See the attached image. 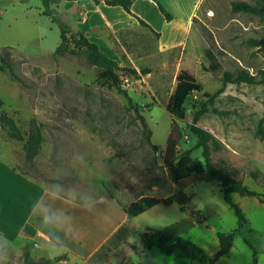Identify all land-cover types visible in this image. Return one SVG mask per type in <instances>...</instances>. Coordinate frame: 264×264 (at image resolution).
<instances>
[{"label":"rangeland","instance_id":"rangeland-1","mask_svg":"<svg viewBox=\"0 0 264 264\" xmlns=\"http://www.w3.org/2000/svg\"><path fill=\"white\" fill-rule=\"evenodd\" d=\"M233 2L262 5L259 0L195 3L201 56L182 68H189L204 92L217 95L208 113L198 121V126L209 131L220 145L212 152L213 165L264 194V82L224 83L227 72L237 76L247 71L257 80L261 78L264 53L255 41L264 36V13L235 12ZM56 8L63 14L69 10ZM43 10L40 0H0V66L6 70L0 69V116L12 118L25 138L34 120L43 137L38 158L28 161L25 142L10 139L0 127L1 166L13 165L18 171L43 179L50 174L54 157L55 163L80 168L88 165L97 176L104 174L111 189L118 186L119 190H129L138 199L144 192L158 199L179 195L185 202L182 208L160 205L132 219L131 224L137 230L145 225L160 230L171 226L165 234L173 241L185 238L195 242L203 250L200 264H208L219 250L217 234L233 232L237 218L225 202L220 184L199 176L198 166L204 167L202 150L196 149L197 139L186 124L179 123L182 139L178 145L180 156L188 155L193 161L186 169L176 165L171 171L163 169L152 148L164 147L171 131L173 119L166 107L176 89L178 67L154 79L118 72L121 89L133 100L134 106H130L103 77L104 70L90 66L81 50L54 54L61 43V31ZM65 20L74 24L69 16ZM195 33L193 30L186 39L188 50ZM126 68L132 69L129 65ZM203 101L201 95L187 100V123L192 122L195 103ZM141 118L152 132L150 139ZM233 201L242 209L248 225L236 234L230 254L217 264H253V252L245 240L257 249L258 264H264V204L258 198L238 194H233ZM177 224L182 228L179 235H174L176 227L172 225ZM153 249L142 262L189 263Z\"/></svg>","mask_w":264,"mask_h":264},{"label":"crops","instance_id":"crops-1","mask_svg":"<svg viewBox=\"0 0 264 264\" xmlns=\"http://www.w3.org/2000/svg\"><path fill=\"white\" fill-rule=\"evenodd\" d=\"M157 1L170 13L171 21L153 0H134L131 7L132 14L149 27L104 0H63L58 8L68 7L64 14L59 12L63 21L69 16L74 22L68 24L71 29L95 43L120 67L129 65L145 79L178 67L176 80L181 70L189 71L183 65L188 67L201 56V32L195 27L198 17L194 11L198 0ZM193 30L194 42L188 50L186 39ZM52 159L50 174L43 179L0 164L1 263L24 264L29 247L34 262L58 259L54 264H147L141 259L154 249L144 248L142 236L169 234L171 226L160 230L145 225L137 230L131 224L137 217H129L123 208L152 196L144 192L138 199L129 190L111 189L104 174L97 176L88 165L80 168ZM172 226L176 227L174 235H179L182 225Z\"/></svg>","mask_w":264,"mask_h":264},{"label":"trees","instance_id":"trees-1","mask_svg":"<svg viewBox=\"0 0 264 264\" xmlns=\"http://www.w3.org/2000/svg\"><path fill=\"white\" fill-rule=\"evenodd\" d=\"M27 1V0H22ZM43 4V15L49 17L53 23H55L61 31V43L55 51V55H63L65 53L76 54V50H81L82 54L85 56L88 64L90 66H96L104 70L103 77L108 81L112 82L113 86L128 100L130 106H134L132 98L128 95L126 91H123L119 85V75L120 71H128L133 75H138L136 70L128 69L126 67H120L115 61L111 60L109 57L104 55L98 46L91 42L87 37L79 32H74L71 27L65 23L57 11V6L63 0H40ZM66 1H76V0H66ZM105 4L113 7H121L125 12L134 16L131 12V7L134 0H104ZM158 5L160 12L163 14L166 20L171 21L172 16L169 12L157 1L153 0ZM262 2L261 6H251L246 3L233 2L232 9L235 12H244L263 15L262 9L264 8V0H259ZM135 17V16H134ZM138 22L146 27H149L144 21L135 17ZM257 44V41H255ZM69 45H73L74 49H71ZM2 71H6L3 66H0ZM146 74V71H142ZM12 75V72L10 73ZM261 78L257 80L255 77L251 76L247 71H240L237 76H233L231 73L224 74V83H246V84H257L264 82V71H261ZM176 89L173 96L169 100L166 110L171 115L173 122L171 125V131L166 142L164 149L159 146L152 145L153 150L159 155L162 161V168L171 171L176 165L179 169L184 170L190 164L193 163L192 159L188 155L180 156L178 152V145L182 139L181 130L179 123H184L190 132L196 137V149L202 150V157L204 160V167L198 166V174L202 180L206 182L216 181L220 184L221 191L224 196L225 202L233 210L237 218V227L233 232L230 233H218L219 250L215 253L208 264H217L220 259L224 256L230 254L236 234L244 230L248 225V220L246 219L242 209L233 201V194H238L241 197H255L258 198L260 203L264 204V194L258 193L251 190L249 187L243 184L240 180H235L227 175L221 170L215 168L212 162V152L218 151L220 145L216 138L205 129L198 126V121L200 118L208 113L209 107L214 104L217 95H210L203 91L201 85L197 82V79L193 74L186 70H181L176 77ZM201 95L203 98L202 103H195L196 105H191L193 107V118L191 123L186 122V103L187 100L192 96ZM2 101L0 100V106H2ZM141 123L144 131L148 134V139H150L152 132L149 129L146 121L141 118ZM0 127L6 131L7 136L18 142H25L24 151L25 156L28 161H33L39 154L43 144V137L41 133L40 125L32 120L30 123L29 132L25 138L22 130L19 128L17 123L7 116L2 114L0 116ZM159 204L165 206L178 205L181 208L185 205L184 200H182L179 195H172L167 198L158 199L155 197H143L139 200L133 202L129 207H124L125 213L131 217H138L145 213L147 210L152 209ZM142 243L144 248L151 250L153 248H158L161 252L168 256H175L178 258H183L189 261L188 264H200L203 257L202 248L195 242L190 241L185 238H178L173 241L164 232H154L145 233L142 236ZM245 243L253 252V264H258L257 249L248 241ZM58 259L53 260H43L40 262H34L31 258V249L26 248L24 254V264H54Z\"/></svg>","mask_w":264,"mask_h":264},{"label":"water","instance_id":"water-1","mask_svg":"<svg viewBox=\"0 0 264 264\" xmlns=\"http://www.w3.org/2000/svg\"><path fill=\"white\" fill-rule=\"evenodd\" d=\"M262 13H264V8L262 9ZM257 45L261 50L264 51V36L259 41H257Z\"/></svg>","mask_w":264,"mask_h":264},{"label":"built area","instance_id":"built-area-1","mask_svg":"<svg viewBox=\"0 0 264 264\" xmlns=\"http://www.w3.org/2000/svg\"><path fill=\"white\" fill-rule=\"evenodd\" d=\"M263 51V50H262ZM263 53H264V51H263Z\"/></svg>","mask_w":264,"mask_h":264}]
</instances>
